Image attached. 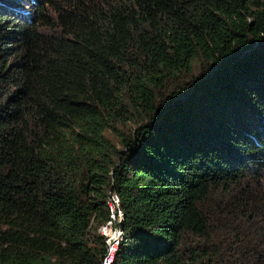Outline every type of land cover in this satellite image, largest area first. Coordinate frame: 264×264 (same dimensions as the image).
<instances>
[{
  "label": "trees",
  "instance_id": "trees-1",
  "mask_svg": "<svg viewBox=\"0 0 264 264\" xmlns=\"http://www.w3.org/2000/svg\"><path fill=\"white\" fill-rule=\"evenodd\" d=\"M28 1L0 0V264H100L109 191L113 264H264V0Z\"/></svg>",
  "mask_w": 264,
  "mask_h": 264
},
{
  "label": "built area",
  "instance_id": "built-area-1",
  "mask_svg": "<svg viewBox=\"0 0 264 264\" xmlns=\"http://www.w3.org/2000/svg\"><path fill=\"white\" fill-rule=\"evenodd\" d=\"M106 203L108 218L98 229L105 243V252L100 264H113L120 243L126 239L125 232L121 226L124 221V212L120 207V200L115 192L109 191Z\"/></svg>",
  "mask_w": 264,
  "mask_h": 264
},
{
  "label": "rangeland",
  "instance_id": "rangeland-1",
  "mask_svg": "<svg viewBox=\"0 0 264 264\" xmlns=\"http://www.w3.org/2000/svg\"><path fill=\"white\" fill-rule=\"evenodd\" d=\"M34 1L33 0H29L27 3H24L23 5V13H31V9H32V5H34ZM35 9V7L33 8ZM13 20H17V19H23L21 17H19L18 15L14 14L13 16H11Z\"/></svg>",
  "mask_w": 264,
  "mask_h": 264
}]
</instances>
